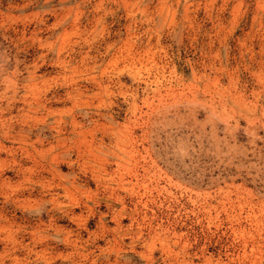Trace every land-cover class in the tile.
I'll list each match as a JSON object with an SVG mask.
<instances>
[{
	"label": "rangeland",
	"instance_id": "374dc122",
	"mask_svg": "<svg viewBox=\"0 0 264 264\" xmlns=\"http://www.w3.org/2000/svg\"><path fill=\"white\" fill-rule=\"evenodd\" d=\"M0 264H264V0H0Z\"/></svg>",
	"mask_w": 264,
	"mask_h": 264
}]
</instances>
